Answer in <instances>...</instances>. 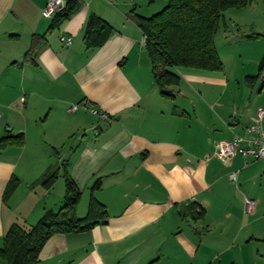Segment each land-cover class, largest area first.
Masks as SVG:
<instances>
[{
    "label": "crops",
    "instance_id": "crops-1",
    "mask_svg": "<svg viewBox=\"0 0 264 264\" xmlns=\"http://www.w3.org/2000/svg\"><path fill=\"white\" fill-rule=\"evenodd\" d=\"M45 2L0 0V246L12 224L30 227L62 206L66 168L80 189L76 215L93 198L106 216L51 236L36 264H236L238 233L255 224L244 199L261 191L264 160L223 162L213 151L264 106V49L254 72L242 53L235 62L234 45L223 46L229 63L217 50L222 69L174 67L164 94L134 19L157 12L147 0H77L58 26L41 15ZM91 17L109 26L100 45H87ZM49 169L59 175L47 187Z\"/></svg>",
    "mask_w": 264,
    "mask_h": 264
},
{
    "label": "trees",
    "instance_id": "trees-1",
    "mask_svg": "<svg viewBox=\"0 0 264 264\" xmlns=\"http://www.w3.org/2000/svg\"><path fill=\"white\" fill-rule=\"evenodd\" d=\"M147 1L151 4L155 0ZM252 1L254 0H165V5L154 14L134 17L145 37V48L150 58L154 82L162 93L167 94L166 85L178 79V75L172 70L174 67L222 69L214 43L222 13L230 8L245 7ZM77 6V0H66L62 10L53 16L52 26H58L69 18L77 10ZM85 28L87 45L90 46L102 44L109 31V26L96 17L89 18ZM92 30L93 33L88 37ZM261 36L264 34L245 35L248 39ZM263 68L264 55L259 64V69ZM58 175L57 169H49L40 180L48 187ZM62 176L65 182L62 206L57 211L46 212L30 227L12 224L3 237L0 260L6 264H36L40 250L54 234L90 229L101 221L95 219L97 216L104 222V206L93 198L90 199L87 215L83 218L76 215L80 189L66 168ZM15 181L12 179L8 184L6 194L13 190Z\"/></svg>",
    "mask_w": 264,
    "mask_h": 264
},
{
    "label": "rangeland",
    "instance_id": "rangeland-1",
    "mask_svg": "<svg viewBox=\"0 0 264 264\" xmlns=\"http://www.w3.org/2000/svg\"><path fill=\"white\" fill-rule=\"evenodd\" d=\"M165 0H155L149 5H153L156 9L160 10L165 5ZM148 4V3H147ZM245 7L249 8L246 12H241L243 7L230 8L222 13V20L218 33L214 39L215 47L219 51L221 57H223L226 63H229V57L223 56L226 51L224 47L229 45L238 46L232 52L235 62L238 61L239 53H242V58H247L241 61L244 62L245 70L254 72L255 60L260 57L264 49V36L259 37L260 41H248L245 38L249 33L264 34V1L254 0ZM157 10V11H158ZM238 12V13H234ZM223 22L227 25L226 34L223 33ZM244 54V55H243ZM249 59V60H248ZM229 68V64H227ZM262 84L264 83V74L260 77ZM257 186L260 192H252L247 194V198L256 200V205L253 210L251 218L255 219V224L249 230L255 238L251 239V234H245L242 231L238 233L236 243L238 247L235 251L234 260L236 264H264V175L256 178ZM239 226L241 227L243 222H246V217H243L241 212L239 213ZM226 264H230V261H226Z\"/></svg>",
    "mask_w": 264,
    "mask_h": 264
},
{
    "label": "built area",
    "instance_id": "built-area-1",
    "mask_svg": "<svg viewBox=\"0 0 264 264\" xmlns=\"http://www.w3.org/2000/svg\"><path fill=\"white\" fill-rule=\"evenodd\" d=\"M66 0H46L44 7L41 10V15L45 18L53 17L57 12L65 6ZM145 42V37H143ZM61 42L64 46H70L72 36L61 35ZM73 106L71 109H74ZM89 110L98 114L101 119H107L108 115L98 111V109L89 106ZM1 117V114H0ZM264 106L257 109L256 114L252 117V122L246 127L244 134H235L231 139L221 140L215 143L213 155L223 162H229L237 153L243 156H249L254 160H264ZM237 171L229 174L233 180L236 179ZM245 210L251 211L256 205V200L245 198Z\"/></svg>",
    "mask_w": 264,
    "mask_h": 264
}]
</instances>
